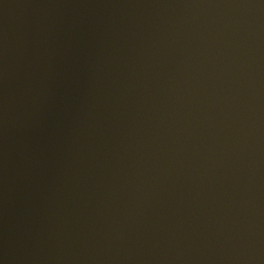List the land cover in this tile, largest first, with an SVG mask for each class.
Wrapping results in <instances>:
<instances>
[{
	"label": "water",
	"instance_id": "obj_1",
	"mask_svg": "<svg viewBox=\"0 0 264 264\" xmlns=\"http://www.w3.org/2000/svg\"><path fill=\"white\" fill-rule=\"evenodd\" d=\"M0 264H264V0H0Z\"/></svg>",
	"mask_w": 264,
	"mask_h": 264
}]
</instances>
